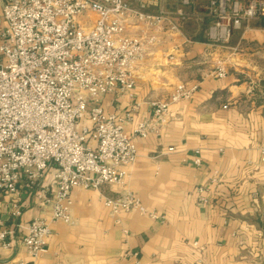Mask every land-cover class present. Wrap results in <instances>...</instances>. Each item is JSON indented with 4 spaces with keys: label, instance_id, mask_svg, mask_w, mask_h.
<instances>
[{
    "label": "crops",
    "instance_id": "obj_1",
    "mask_svg": "<svg viewBox=\"0 0 264 264\" xmlns=\"http://www.w3.org/2000/svg\"><path fill=\"white\" fill-rule=\"evenodd\" d=\"M143 1L152 14L173 13L179 6V0ZM206 3L195 0L193 9L201 15ZM259 20L234 33L223 48L190 39L202 26L196 17L189 19L188 33H171L163 42L160 32V43L134 71L132 96L108 94L99 103L109 113L130 112L125 132L132 135L139 122L155 121L150 102L166 100L179 83L195 90L171 104L155 130L132 135L137 158L126 169L123 188H72L73 223L51 224L36 264H264V28L255 26ZM221 56L232 62L219 78L212 71ZM41 184L54 187L53 167L36 185L21 176L18 216L11 196L0 191V230L13 231L5 238L8 247L0 242V264L29 261L16 225L35 217L49 220V204L36 197ZM126 191L157 217L137 211L113 216L102 198Z\"/></svg>",
    "mask_w": 264,
    "mask_h": 264
},
{
    "label": "built area",
    "instance_id": "obj_2",
    "mask_svg": "<svg viewBox=\"0 0 264 264\" xmlns=\"http://www.w3.org/2000/svg\"><path fill=\"white\" fill-rule=\"evenodd\" d=\"M194 4L179 0L173 13L152 14L143 0H3L0 191L11 196L18 216L21 176L36 185L53 167L55 180L54 187L41 184L36 191L50 206L49 220L35 217L16 225L29 261L15 264H36L51 224L73 223V187L123 188L126 169L137 158L133 136L145 137L166 121L171 104L192 95L196 86L179 83L166 100L150 102L155 121L139 122L133 136L125 132L130 112L109 113L99 103L108 94L132 96L134 71L160 43V32L164 42L181 31V22L196 17L207 20L205 44L223 48L235 31L264 18V0H207L201 15ZM133 25L142 29L133 32ZM227 65L217 61L212 75L225 77ZM261 152L264 161V146ZM102 201L113 216L137 211L157 217L130 191ZM11 232L0 230L1 246H9L5 238Z\"/></svg>",
    "mask_w": 264,
    "mask_h": 264
},
{
    "label": "trees",
    "instance_id": "obj_3",
    "mask_svg": "<svg viewBox=\"0 0 264 264\" xmlns=\"http://www.w3.org/2000/svg\"><path fill=\"white\" fill-rule=\"evenodd\" d=\"M190 24H191V22L189 20L185 21V22H181L180 23L181 31L183 33H188L187 31H191V29H189V27H188ZM206 24H207V20H204L202 22L201 28L198 30V32L195 35L189 34L190 39L204 42L206 40V38L204 36V30H205ZM255 26L264 28V18H261L259 21H257L255 23Z\"/></svg>",
    "mask_w": 264,
    "mask_h": 264
},
{
    "label": "rangeland",
    "instance_id": "obj_4",
    "mask_svg": "<svg viewBox=\"0 0 264 264\" xmlns=\"http://www.w3.org/2000/svg\"><path fill=\"white\" fill-rule=\"evenodd\" d=\"M189 27V29L190 28H192V26H191V24L188 26ZM239 30H237V31H235L234 33H235V36L237 35V32H238ZM234 35V34H233ZM232 35V36H233ZM231 39H232V37H231ZM231 39H230V41H231ZM230 41H229V43H230ZM228 43V44H229ZM227 44V45H228ZM219 60H222V61H225L226 62V64H229L230 62H232L231 60H230V57L229 56H221V57H219ZM228 66V65H227Z\"/></svg>",
    "mask_w": 264,
    "mask_h": 264
}]
</instances>
